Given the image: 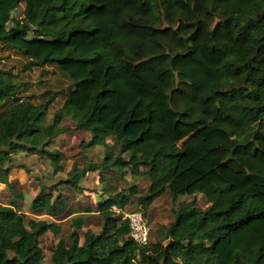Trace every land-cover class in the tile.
I'll list each match as a JSON object with an SVG mask.
<instances>
[{
  "label": "trees",
  "instance_id": "obj_1",
  "mask_svg": "<svg viewBox=\"0 0 264 264\" xmlns=\"http://www.w3.org/2000/svg\"><path fill=\"white\" fill-rule=\"evenodd\" d=\"M4 49L20 67L0 68V183L14 189L18 154L64 173L61 136L91 138L67 178L40 183L33 217L23 193L0 201V264H264V0H0ZM48 67L62 82L38 93L27 76ZM98 146L100 163L85 157ZM90 172L107 196L76 211L65 237L38 217L74 212L60 186L80 192ZM127 175L146 176L148 191ZM166 193L209 206L180 203L138 245L113 206L139 198L147 215ZM89 220L100 230L82 236ZM48 232L58 240L45 262Z\"/></svg>",
  "mask_w": 264,
  "mask_h": 264
},
{
  "label": "rangeland",
  "instance_id": "obj_2",
  "mask_svg": "<svg viewBox=\"0 0 264 264\" xmlns=\"http://www.w3.org/2000/svg\"><path fill=\"white\" fill-rule=\"evenodd\" d=\"M24 9V5H21L16 10V15H22ZM0 68L3 67H12L15 66L18 70L17 66L20 65L19 63V57L15 55L14 52L8 51L4 49L3 51H0ZM20 67V66H19ZM27 80L31 82L34 85V90L38 93L43 88V85L39 83L46 84L47 82L49 85H56L59 84L58 82H62L60 79V76L56 71H54V67H48L45 69V71H42L41 69H35L33 72H31L27 76ZM65 124L73 126V123L66 120ZM88 133H79L76 132L74 134V139H69L68 137H65L63 141L67 142V145L65 148H60L63 151V154L65 156V160L63 162V165L65 167V172L62 175H59L57 177H48L50 173L49 171L52 170L49 162L44 161L40 159L37 155H24V154H18L16 155V161L14 163L15 168L10 173V178L14 182V189L9 191L6 187L0 186V201H7L9 197H7L6 194L11 193H23L25 195L24 197H21V205L22 209L26 210L29 208V202L34 197L38 190H39V183L38 180L33 176L34 174L41 178L43 182L46 184H51L58 181V178H67L66 171L71 169V166L73 162L78 158L76 156L79 152V146L82 140L88 139ZM73 136V135H71ZM109 142L112 143L113 140L110 138ZM104 150V151H103ZM119 152V149L116 151V153ZM105 155V149L96 148L92 151H89L86 153V156L89 160H92L94 162H101L103 160V157ZM81 160H83L81 158ZM98 176L96 174H90L87 179L84 181V190L83 193H78V197L82 199H89L94 198L95 192H98L100 185L98 183ZM128 180L135 181L138 189L140 190V194H144L148 191L149 187V180L146 178V176L138 177L137 179L133 178L132 176L129 177ZM108 181H112L115 184V179H113L111 176H108ZM123 185V183L121 184ZM68 187L62 186L61 191L64 192L67 190ZM122 187H119V189ZM70 198H75L76 195H73L69 193ZM27 199V201H26ZM138 199H134L131 205L128 206V210H137L139 208ZM88 202V201H87ZM182 202H190L192 205L200 208L201 210L206 209L209 206L208 201L201 195L198 194L196 196H184L179 197L178 199H174L169 193H166L161 198L157 199L152 206L149 207L147 211V215H145L152 232L151 239L153 240L156 237H160L162 234L160 233V230L163 228V226H169L175 217V210L177 209L178 205ZM142 211V210H141ZM32 217V215H29ZM67 215L63 216L62 219L58 217L57 218H50L45 217V219L54 220L60 223L63 227V236H67L68 232L70 230V219L66 218ZM89 227H92L95 231L99 230V226L94 223L93 221L89 220L88 223ZM82 234L84 232L82 231ZM58 237H56L53 233L49 232L42 238V248L43 252L45 254V262H48L51 256L52 246L57 242Z\"/></svg>",
  "mask_w": 264,
  "mask_h": 264
},
{
  "label": "crops",
  "instance_id": "obj_3",
  "mask_svg": "<svg viewBox=\"0 0 264 264\" xmlns=\"http://www.w3.org/2000/svg\"><path fill=\"white\" fill-rule=\"evenodd\" d=\"M76 133V132H75ZM74 133V134H75ZM79 133H88V132H85V131H79ZM74 134H72L73 136H71V135H62L61 136V138H63V139H65V137H68L69 139H74ZM89 135H88V139L87 140H85V141H88L90 138H91V134L90 133H88ZM83 141V140H82ZM81 141V142H82ZM67 143H68V141L66 142V145H67ZM81 144V143H80ZM65 145V146H66ZM65 146L64 147H61V148H65ZM100 147H102V149H104V147L103 146H98V147H96V148H100ZM95 148V149H96ZM79 149H80V146H79ZM104 151V150H103ZM63 152V151H62ZM79 154V153H78ZM78 154L76 155V156H78ZM39 157V156H38ZM74 163V162H73ZM100 163V162H99ZM73 165V164H72ZM72 167V166H71ZM15 168V166L13 165V168H12V170H11V172L13 171V169ZM70 170V169H69ZM69 170H67V171H69ZM66 171V172H67ZM10 172V173H11ZM51 172H52V170L51 171H49L48 173H50L49 175H48V177H52L53 175L51 174ZM62 174H64V173H60L59 175H62ZM90 174H96L97 176H98V178H99V180H98V183H99V185H100V188H99V190H98V192H95V195H94V198H89V199H80L79 197H78V193H79V191L77 192V191H69V186L68 185H62V186H66V187H68L67 188V190L66 191H64V192H62L61 191V187L62 186H60V192H62V193H65V192H67V195L69 196V193L70 194H72V196L73 195H76V197L75 198H70L71 196H69V200H70V210H73L74 212H72V213H70L69 215H67L66 216V218H71L72 216H74V215H76V214H79L80 212H85L84 210H86L87 209V207H93V208H97L98 207V205H99V202L100 201H102L106 196H107V194H106V192H105V186H106V182L104 181V182H102L101 180H100V176H101V174H102V172H90V173H88V175L82 180V182H81V187L83 188V190H84V181L87 179V177L90 175ZM59 175H54L53 177H57V176H59ZM37 180H38V183H39V189H40V183H45V182H43L42 180H41V178L39 177V175H33ZM129 177H131V175H127V178L129 179ZM138 177H141V175L140 176H137L135 179H137ZM39 178V179H38ZM11 179V178H10ZM61 179H65V178H58V181L59 180H61ZM12 180V179H11ZM57 181V182H58ZM129 181H131V180H129ZM56 182H54V183H51V184H47V185H52V184H55ZM46 184V183H45ZM3 186V187H6L9 191H11V189H9L5 184H1L0 183V186ZM82 190V191H83ZM82 191H80V193H83ZM86 191V189L84 190V192ZM38 192H39V190H38ZM38 192H37V194H38ZM9 194H6L7 195V197H9L8 199H7V201L6 202H8L9 201V199H11L14 195H15V193H11V192H8ZM18 193H20V192H18ZM36 194V195H37ZM35 195V196H36ZM34 196V197H35ZM34 197H32V199L30 200V202H29V208L26 210V208L24 209V211H26L29 215L31 214L30 213V208H31V203H32V200L34 199ZM24 198H25V195H24ZM26 201H27V199H26ZM88 201V202H87ZM5 202V201H4ZM130 205V204H129ZM129 205H127L124 209H121V210H126V211H129L128 210V206ZM114 206H116V205H114ZM113 206V207H114ZM117 207V206H116ZM78 210H80V212H76V211H78ZM32 215V214H31ZM34 215H32V217H33ZM45 217H50V216H39L38 218H41V219H45ZM50 218H54V217H50ZM60 218V217H59ZM55 219V218H54ZM60 219H62V218H60ZM57 222V221H56ZM88 228H92V227H89L88 225L86 226V227H84V229L83 230H81V235L82 236H84V234H85V231L88 229ZM93 229V228H92ZM94 230V229H93ZM99 230H100V227H99ZM98 230V231H99ZM82 231L84 232V234H82ZM95 231V230H94ZM98 231H96V232H98ZM49 233V232H48Z\"/></svg>",
  "mask_w": 264,
  "mask_h": 264
},
{
  "label": "built area",
  "instance_id": "obj_4",
  "mask_svg": "<svg viewBox=\"0 0 264 264\" xmlns=\"http://www.w3.org/2000/svg\"><path fill=\"white\" fill-rule=\"evenodd\" d=\"M113 209L122 214V219L129 225V236L138 245H146L150 240L151 227L141 210H121L114 206Z\"/></svg>",
  "mask_w": 264,
  "mask_h": 264
}]
</instances>
